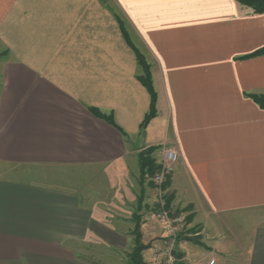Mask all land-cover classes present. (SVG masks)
<instances>
[{
	"label": "crops",
	"instance_id": "1",
	"mask_svg": "<svg viewBox=\"0 0 264 264\" xmlns=\"http://www.w3.org/2000/svg\"><path fill=\"white\" fill-rule=\"evenodd\" d=\"M263 47L235 0H0V264H121L148 147L177 151L172 206L201 227L182 263L264 264Z\"/></svg>",
	"mask_w": 264,
	"mask_h": 264
},
{
	"label": "built area",
	"instance_id": "2",
	"mask_svg": "<svg viewBox=\"0 0 264 264\" xmlns=\"http://www.w3.org/2000/svg\"><path fill=\"white\" fill-rule=\"evenodd\" d=\"M159 169L151 176V182L154 184L157 198L155 205V218L163 227L165 235V243L161 248H153L151 251V260L148 264H183L178 253L175 251V244L182 240L187 241L188 238L197 234L186 232L185 215L176 211L172 204L168 203L167 190L164 185L173 174L178 162V153L174 148L161 147L158 150ZM185 236L186 238H183ZM200 264H215L214 259H209Z\"/></svg>",
	"mask_w": 264,
	"mask_h": 264
},
{
	"label": "trees",
	"instance_id": "3",
	"mask_svg": "<svg viewBox=\"0 0 264 264\" xmlns=\"http://www.w3.org/2000/svg\"><path fill=\"white\" fill-rule=\"evenodd\" d=\"M235 1L238 3H241L242 5H245L249 8H251L254 14H263L264 13V0H235ZM126 39H127V36H126ZM131 47L134 50V53L136 55V60H137L138 65L140 66V68H142L141 74L137 78L141 82V84L146 88V90L150 96V103H149L148 112L144 116V119L142 120V123L140 125V129H141V131H143L145 129V127L147 126V124L150 122V120L156 116V113H157V111H156V106H157L156 105V99H157V97H156V92H155L153 84H152L153 80H151V75L149 72L148 64L144 60V57L142 56V54L137 49H135L132 45H131ZM259 55H264V47L261 48L260 50L256 51V52H254L253 54H251V57H255V56H259ZM249 97L260 108L264 109V95H262V94H250ZM90 111L93 113L94 116H96L100 119H103L107 123L115 126L111 115L103 114V113L99 112L98 110H96V108L95 109L92 108ZM158 149H159V147H149L146 150L139 152V154H138V165H139V169H140V173H139L140 181H142L143 178L146 179V177L151 178V176L160 168L156 159L152 156L154 151H156ZM169 180L167 181V184H169ZM171 198H172V196L169 198L170 202H171ZM190 217L191 216H187L186 219L189 220ZM139 219H140V217L137 218V221H135L137 230H135V231L133 230V232H132L134 239H133L132 251L129 254L130 264H146V262L143 260L142 253L146 249H148V245H144L141 241V234H139L138 225H137V223H139ZM187 241H197V240H196V237H192V238H188Z\"/></svg>",
	"mask_w": 264,
	"mask_h": 264
},
{
	"label": "rangeland",
	"instance_id": "4",
	"mask_svg": "<svg viewBox=\"0 0 264 264\" xmlns=\"http://www.w3.org/2000/svg\"><path fill=\"white\" fill-rule=\"evenodd\" d=\"M142 54V53H141ZM144 55V54H143ZM142 55V56H143ZM144 57V60L146 61V63L148 64V66H149V72H150V75H151V80H152V69L150 68V65H151V62L149 61V58L146 56V55H144L143 56ZM149 148V147H148ZM147 148H144V149H142L141 151H143V150H146ZM159 150V149H158ZM158 150H156V151H154V153L152 154V156L156 159V161H157V163H158V161H159V156H158ZM141 151H139V152H141ZM139 152L137 153V160H138V154H139ZM159 164V163H158ZM140 176V175H139ZM139 179L137 180L138 181V183L140 184V188H141V190H142V200H140L141 202H140V205H138V208H137V205H136V207L134 206V210H133V212H134V216H133V221H137V218H139L140 217V219H139V223H137V225H138V231H139V234H141V241H142V243L144 244V245H148V249L150 248L151 249V251H152V249L153 248H161L162 246H164V243H165V235H164V232H163V227H162V225H160L159 223H158V221L156 220V218H155V211L157 210V206L155 205V202H156V196H157V193L158 192H155V189H154V184L151 182V179L150 178H147L146 177V179L145 178H143L142 179V181H140V177H138ZM164 188H166V190H167V197H168V201H169V198L172 196L171 195V193H170V191H169V189H168V184H167V182H166V184L164 185ZM146 198H148V199H152L153 201H151L150 202V204H148V206H147V209H145L146 210V213H145V217H147L146 218V222L147 221H150V226L147 228V230L149 231V232H147V233H145L144 235H143V232H142V226H141V218L143 217L142 215H140V213H139V211H141V210H139V208L140 209H143V204H144V200L146 199ZM144 199V200H143ZM170 205L172 204V199H171V202L169 201L168 202ZM173 205V204H172ZM173 207V206H172ZM176 209V208H175ZM176 211H178V212H182L181 210H179V209H176ZM184 211V210H183ZM143 212V211H142ZM142 216V217H141ZM187 219H186V221H185V227L187 228L186 229V232L189 234V233H191V234H194V233H196L197 234V232H199V231H201V227H199L198 225L197 226H195V227H187ZM137 227H136V224H134L133 225V229H132V232H133V230L135 231V230H137L136 229ZM144 230H146V229H144ZM145 232V231H144ZM146 235V236H145ZM157 237H156V236ZM212 235V234H211ZM155 236V237H154ZM183 238H186L185 236H182ZM194 237H195V235H194ZM133 238H134V236H133ZM153 238V239H152ZM197 239H199V236L198 237H196V240ZM201 243V241H198V244H200ZM192 243H189L188 244V246H190ZM201 245H203L204 247H206L205 246V244L204 243H201ZM147 250V249H146ZM131 251H132V249L131 250H128V251H126L125 253H123L122 254V256H121V260H120V263L121 264H130V260H129V254L131 253ZM144 254V252L142 253V255ZM233 256L234 255H236V254H232ZM237 257V256H236ZM235 258V257H234ZM234 258H232V260L234 259ZM143 260L145 261V259L143 258ZM236 261V260H235ZM146 262V261H145ZM203 263V262H202ZM229 264H236V262H229Z\"/></svg>",
	"mask_w": 264,
	"mask_h": 264
}]
</instances>
